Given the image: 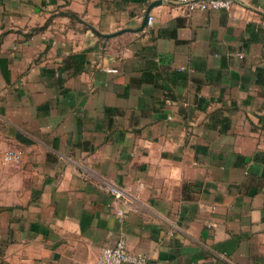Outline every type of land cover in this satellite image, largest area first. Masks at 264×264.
<instances>
[{"label":"crops","instance_id":"crops-1","mask_svg":"<svg viewBox=\"0 0 264 264\" xmlns=\"http://www.w3.org/2000/svg\"><path fill=\"white\" fill-rule=\"evenodd\" d=\"M7 149L0 264H264V0H0Z\"/></svg>","mask_w":264,"mask_h":264},{"label":"built area","instance_id":"built-area-1","mask_svg":"<svg viewBox=\"0 0 264 264\" xmlns=\"http://www.w3.org/2000/svg\"><path fill=\"white\" fill-rule=\"evenodd\" d=\"M181 10L187 14L205 10L229 9L237 0H174ZM145 14L137 19H144ZM153 16L148 15L146 25L150 26L153 22ZM22 158L19 150L7 149L0 152L1 164L18 163ZM141 186V183L140 185ZM102 190L107 191L115 199L127 200L129 195L127 191L113 182L102 180L99 184ZM118 220L121 221L124 212H116ZM147 255L144 253H131L127 249L126 235L121 232L113 244L101 248L94 264H146Z\"/></svg>","mask_w":264,"mask_h":264},{"label":"trees","instance_id":"trees-1","mask_svg":"<svg viewBox=\"0 0 264 264\" xmlns=\"http://www.w3.org/2000/svg\"><path fill=\"white\" fill-rule=\"evenodd\" d=\"M84 55L82 54H77V55H70L67 57L66 62L71 65L72 63L74 64V70L73 72H77L79 70V66L77 63L81 64L83 61Z\"/></svg>","mask_w":264,"mask_h":264},{"label":"water","instance_id":"water-1","mask_svg":"<svg viewBox=\"0 0 264 264\" xmlns=\"http://www.w3.org/2000/svg\"><path fill=\"white\" fill-rule=\"evenodd\" d=\"M149 13L148 11L145 13L144 19H143V26L146 25V21H147V17H148Z\"/></svg>","mask_w":264,"mask_h":264}]
</instances>
